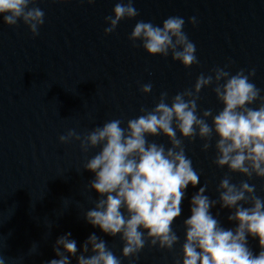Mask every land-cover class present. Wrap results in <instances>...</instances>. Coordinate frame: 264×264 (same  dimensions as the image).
Segmentation results:
<instances>
[{
	"label": "water",
	"instance_id": "obj_1",
	"mask_svg": "<svg viewBox=\"0 0 264 264\" xmlns=\"http://www.w3.org/2000/svg\"><path fill=\"white\" fill-rule=\"evenodd\" d=\"M116 2L38 0L44 23L35 37L23 23L8 26L0 19V255L6 264H46L55 258L56 238L66 232L78 252L94 232L120 257L119 236H107L83 218L97 196L87 189L92 173L83 164L99 148L85 153L78 141L60 143L58 137L69 129L83 135L112 119H134L141 107H154L162 91L171 97L191 89L197 76L210 75L228 61L233 74L254 68L251 82L264 94V0H133L138 15L121 20L105 35L104 18L112 15ZM169 16L184 18L183 31L195 45L198 62L189 68L170 56L148 55L139 42L133 47L128 39L138 20L159 25ZM193 16L195 26L188 23ZM146 83L152 85L148 94L140 91ZM212 87L201 89L198 112L216 113L222 107ZM148 139L168 146L164 136ZM215 139L206 152L201 140H184L186 156L200 177L195 188L187 187L180 217L171 226L179 242L171 251L146 243L135 264H173L194 192L205 184V195L215 199L216 186L226 174L232 183L246 179L213 163ZM248 182L264 198V179ZM210 211H219L223 227L234 226L227 209L217 204ZM33 243L36 249L30 251ZM248 244L258 251L255 239L249 238ZM121 260L130 264L131 258ZM71 264H76L74 257Z\"/></svg>",
	"mask_w": 264,
	"mask_h": 264
},
{
	"label": "clouds",
	"instance_id": "obj_2",
	"mask_svg": "<svg viewBox=\"0 0 264 264\" xmlns=\"http://www.w3.org/2000/svg\"><path fill=\"white\" fill-rule=\"evenodd\" d=\"M38 0H0V19L8 26L23 23L33 37L44 23V13ZM88 4L94 0H87ZM138 11L133 0H117L112 15L104 18V34L112 33L124 19H133ZM188 23L196 25V18ZM185 20L169 16L161 24L138 20L128 39L151 56L171 57L185 68L196 64L195 45L183 31ZM231 61L215 67L211 74L197 76L191 89L169 97L162 91L155 106L140 108L141 115L126 122L112 119L86 134L69 129L60 135V143L78 141L82 152L99 148L83 164L92 173L87 184L97 196L83 218L93 228L122 242L120 257L107 247L94 232L80 245L64 233L53 244L54 257L46 264H122L121 257L135 264L145 247L171 251L179 242L172 229L180 217L181 201L189 185L195 188L199 173L186 156L184 140H201V151L214 143L213 163L228 173L245 177L232 183L225 175L217 184V197L205 195L207 185H201L189 200L190 215L183 219L184 239L173 264H264V198L255 194L253 177L264 179V94L251 82L255 69L231 73ZM212 85V92L222 106L198 112L197 101L202 88ZM151 83L142 84L140 91L148 94ZM256 104L253 108L252 105ZM210 121V122H209ZM164 136L168 146L149 141L148 137ZM264 190V186L262 189ZM219 204L227 209V220L233 227L225 228L210 211ZM257 241L253 252L248 239ZM36 249L35 243L29 248ZM0 264H6L0 255Z\"/></svg>",
	"mask_w": 264,
	"mask_h": 264
}]
</instances>
